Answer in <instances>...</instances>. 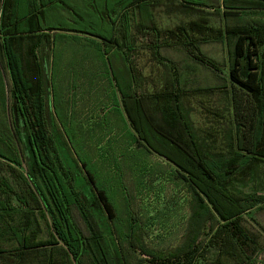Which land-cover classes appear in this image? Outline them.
<instances>
[{
  "label": "trees",
  "instance_id": "trees-1",
  "mask_svg": "<svg viewBox=\"0 0 264 264\" xmlns=\"http://www.w3.org/2000/svg\"><path fill=\"white\" fill-rule=\"evenodd\" d=\"M257 1L258 6L264 7V0ZM9 5L3 0L0 9V70L8 72L5 81L0 74V100L2 108L9 111L13 108L17 128L10 121L9 129L4 117H0V264H130L132 251L141 252L151 264L250 261L257 245L246 238L242 215L256 206L257 199L255 203L252 199L243 204L227 187L238 170L235 165L245 159L248 162L244 168L249 169L248 163L256 154L258 126L264 114V22H251L223 32V36L228 33L233 39L229 66L231 122L224 136L229 143L223 146L226 154L213 153L211 149L215 147L199 143L204 138L199 140L200 137L191 134L188 129L191 124L174 113L183 91L174 89L172 82L154 96L164 105L161 111H155L147 103L151 96L132 91L131 84L120 81L111 71L120 91L124 121L133 130L136 147L172 164L176 177L189 188L195 208L200 209L197 225L194 217L189 221L183 245L162 251L142 245V233L139 235L142 224L139 226L133 216L129 217L126 246L120 239L115 241V230L109 227L112 222H108L115 218L114 209L105 193L95 186L86 163L79 158L69 162L57 157L58 152L43 127V105L38 97L40 67H30L27 60L30 57L35 60L36 48L46 43L48 35L43 30H64L44 29L37 21L33 22L29 13L20 19L10 18L8 13L5 18ZM223 15L240 17L233 11H224ZM17 26L24 29L21 34L15 31ZM176 30L185 33L182 27ZM34 32H38L36 37L31 36ZM170 33L175 36L174 31ZM22 34L27 35L23 40L28 41L23 54L15 49L16 44L24 43ZM85 35L107 42L109 48L103 53L116 54L117 59L128 62L129 51L112 50L113 38ZM179 44L191 52L195 48L185 39ZM22 60L25 65L27 62L24 67L20 66ZM238 92L251 98L250 107L243 106ZM32 107L39 110L38 115H29L28 109ZM258 227L264 233V228Z\"/></svg>",
  "mask_w": 264,
  "mask_h": 264
},
{
  "label": "rangeland",
  "instance_id": "rangeland-1",
  "mask_svg": "<svg viewBox=\"0 0 264 264\" xmlns=\"http://www.w3.org/2000/svg\"><path fill=\"white\" fill-rule=\"evenodd\" d=\"M129 1L93 0L94 12L92 0H87L82 4L84 10L45 20L44 29L56 27L75 36L47 34L46 43L50 47L41 44L43 46L35 50L36 59L30 57L27 62L30 67L38 62L42 65L39 76L41 95L37 99L42 102L43 127L58 152L57 157L67 158L69 162L72 158H79L86 163L95 186L105 193L114 209L115 218L108 221L112 222L109 227L114 228L117 236L114 240L120 239L126 246L129 217L133 216L139 226L142 224L139 233H142V245L163 251L183 245L189 221L193 217L196 219L200 209L195 208L189 188L176 177L175 167L163 157L137 148L133 131L126 129L120 118L118 122V110H123L120 91L112 81L111 72L117 55H106L91 44L96 41L90 42L92 38L84 35L89 33L104 39L113 37L118 42L119 51L127 50L130 46L124 43L125 30L120 26L124 19H118V13L119 8ZM257 2L156 0L151 8L155 30L138 31L135 28L137 32L126 37L127 41L136 42L132 58L130 52L127 58L133 59L140 73L135 92L151 96L147 103L153 110L161 111L163 102L154 96L156 92L164 91L165 86L169 88L172 82L174 89L183 91L180 102L176 103L178 111L174 113L186 124H191L188 128L191 134L200 137L199 140L204 138L199 143L215 147L211 149L213 153H227L223 146L229 142L224 136L231 122L229 66L233 39L228 33L223 36V32L248 26L251 22L263 23L264 7L258 6ZM1 4L0 1V9ZM102 5L104 9L100 11ZM224 11L236 12L240 17H224ZM8 13V10L4 12L5 18ZM128 15L125 12L123 18ZM9 17H12L11 13ZM177 27L184 28L185 33L176 30ZM21 30L24 29L20 26L15 28L17 34H21ZM37 35L38 32L31 34L33 37ZM25 36H21L24 46L28 45V41L23 40ZM184 39L195 46L192 48L194 54L180 46L179 42ZM99 44L100 48H109L107 42ZM258 52L260 55L261 51ZM45 62H49V66L44 67ZM177 72L182 75H175ZM85 93L91 95L98 105L84 111L88 114L78 105L71 109L62 106V98L71 96L73 99L75 95L80 97ZM238 93L243 106L250 107L251 98ZM168 107H172L171 102ZM13 112V108L10 111L7 107L2 108L0 100V117H4L9 129L12 128L10 121H13V128H17ZM28 112L34 116L39 110L32 107ZM258 127L256 154L251 164L248 163L250 168L245 169L248 161L241 159L235 165L238 170L230 177L232 180L227 187L230 194L238 196L243 204L252 199L255 203L257 199L256 206L242 215L246 238L257 248L250 261L241 259V263L232 261L231 264H264V233L258 227L264 228V114ZM5 143L8 144L6 140ZM13 143L18 151L17 144ZM249 196L251 198H247ZM195 223L197 225V219ZM132 252H129L130 264H151L141 252Z\"/></svg>",
  "mask_w": 264,
  "mask_h": 264
},
{
  "label": "crops",
  "instance_id": "crops-1",
  "mask_svg": "<svg viewBox=\"0 0 264 264\" xmlns=\"http://www.w3.org/2000/svg\"><path fill=\"white\" fill-rule=\"evenodd\" d=\"M1 3L3 2V0H0ZM87 0H6V3H10V5L8 6V12L11 13V16L14 18H24V17H28V13L31 14V17L33 19V22L40 23L42 26H45L44 24L47 22L45 20L51 19L54 17L56 18V16L58 17H66L67 13H77L81 10H84L85 8H82V4L84 2H86ZM156 1V0H155ZM154 0H143L138 2L137 0H131L128 2V4L122 8H119V17L118 19L121 18V20L124 19V21H122V25H120L121 27L124 28L125 33H124V43L128 44L130 47L127 48V51H129L131 53L130 58H132V54L134 53V51L136 50V42H130L127 41V36L130 35H134L137 31H141L142 29H153L154 28V24H153V12L152 9L153 5H154ZM93 3V0L92 2ZM105 3V2H104ZM106 5V3H105ZM94 6L96 11V6L94 5V3L92 4V7ZM121 6V4L119 3V7ZM7 8V7H6ZM104 6L102 5V7L99 9L100 11H103ZM92 10V8H91ZM93 11V10H92ZM127 13L128 16H125L123 18V14ZM152 14V15H151ZM240 15V14H239ZM150 23V24H149ZM149 24V25H148ZM48 28H56V27H48ZM136 28V29H135ZM44 34H48V35H52L55 33L58 34H63L66 36H75L72 35L70 33H67V31H59V32H55L54 30H43ZM85 35V33H84ZM87 36V35H86ZM89 37V36H88ZM91 38V37H90ZM113 38V37H112ZM113 44L116 47L113 48L112 50H119V48H117V44L118 43L115 39H113ZM91 41H96V42H91ZM136 41V40H135ZM91 44L94 45L95 47H99V50L104 51L105 49L100 48V42L99 40H95V39H91L90 40ZM98 42V43H97ZM103 43V42H101ZM43 45L45 48H49L50 44L48 43H43ZM41 45V46H43ZM26 46H24V44H16L15 45V49H19V51H21V54H23V51L25 50ZM39 47H37L38 49ZM44 48V49H45ZM123 50V49H122ZM22 56V55H20ZM39 60V58L37 57V61ZM44 62V59H43ZM27 65V62H26ZM25 65V61H21L20 66L24 67ZM36 67L39 66L40 67V63H36L34 64ZM3 66H5L6 68V64H4ZM42 66V65H41ZM44 67L49 66V62H45L43 64ZM113 71L114 73L118 76V79L120 81H123L127 84H131L132 88L134 91L136 89L135 85L137 82V80L140 77V73L137 70L133 59H128V62L126 63L125 61H123L121 58H118L117 60L114 61L113 63ZM86 67V66H85ZM21 73H23L21 71ZM0 74L2 79L5 81V78H7L8 80V72L7 70H5L3 72V70H0ZM175 74V73H173ZM175 75L179 76L182 75V73L177 72ZM109 80V77H108ZM113 81V80H112ZM116 86V85H115ZM157 93V92H156ZM145 94V93H142ZM102 100H104V98H101ZM121 100V96L119 95V101ZM61 104L64 108L66 109H71L74 106L78 105V107H80V109H82V111H86L87 109L91 108H96L97 105V101H95V99L89 95V94H84L81 95L80 97H78L77 95H75V98L72 99L71 96H68L67 98H62L61 99ZM117 109H119V107H117ZM85 114H88L86 112H84ZM119 116H118V122H119V118L121 119L124 127H126V129H128L129 131H133L130 127L129 124L126 123L125 120V116L124 113L122 111H119ZM133 134V133H132Z\"/></svg>",
  "mask_w": 264,
  "mask_h": 264
}]
</instances>
